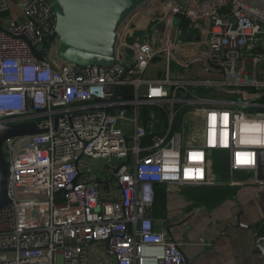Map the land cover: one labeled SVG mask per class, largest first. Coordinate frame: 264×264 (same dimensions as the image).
<instances>
[{"label":"built area","instance_id":"built-area-1","mask_svg":"<svg viewBox=\"0 0 264 264\" xmlns=\"http://www.w3.org/2000/svg\"><path fill=\"white\" fill-rule=\"evenodd\" d=\"M198 2L164 0L160 21L129 39L146 11L134 20L119 61L81 67L60 53L48 0H0V121L46 129L4 143L0 264H186L156 224L155 183L264 186V12ZM175 51L207 74L174 73Z\"/></svg>","mask_w":264,"mask_h":264},{"label":"crops","instance_id":"crops-1","mask_svg":"<svg viewBox=\"0 0 264 264\" xmlns=\"http://www.w3.org/2000/svg\"><path fill=\"white\" fill-rule=\"evenodd\" d=\"M179 62L183 70L189 71L173 70L174 73L207 74L199 59L188 64L183 59ZM153 66L155 71L151 70ZM152 67L150 76L157 77L158 66L154 63ZM221 174L220 177H224L223 170ZM167 192L166 210L161 214L153 213V216L159 228L166 226L169 234L182 243L186 259L193 264H264V256L257 245V238L264 237V186L252 183L235 187L224 183L174 186ZM238 214L243 223L254 224L255 230L239 226ZM101 254L95 256V260Z\"/></svg>","mask_w":264,"mask_h":264},{"label":"water","instance_id":"water-1","mask_svg":"<svg viewBox=\"0 0 264 264\" xmlns=\"http://www.w3.org/2000/svg\"><path fill=\"white\" fill-rule=\"evenodd\" d=\"M58 16L56 34L59 35L61 55L75 64L112 66L119 61L120 48L134 20L161 0H48ZM264 12V0H240ZM212 0H199L202 10L211 7ZM135 63L130 65L122 79H126ZM122 85L116 88L114 99ZM37 122L5 123L0 121V209L10 203L8 196L9 164L4 154V143L12 137L45 132ZM75 182L61 189L59 194L73 190ZM239 226L255 230L237 215ZM171 235V234H170ZM95 243V242H93ZM258 248L264 256V237L257 238ZM186 264H193L185 258Z\"/></svg>","mask_w":264,"mask_h":264},{"label":"rangeland","instance_id":"rangeland-1","mask_svg":"<svg viewBox=\"0 0 264 264\" xmlns=\"http://www.w3.org/2000/svg\"><path fill=\"white\" fill-rule=\"evenodd\" d=\"M231 0H216V5L220 4V3H225V2H229ZM168 9H167V4L164 3V0H162V2H160L159 4L154 5L152 8H150L148 11H146L144 13V16L140 17L135 24L130 28L129 32H128V38L129 39H133L137 34H139L140 32L146 30V29H150L156 22L160 21V18L163 16V12H165V14L167 13ZM14 13H18V10L16 8L13 9ZM164 14V15H165ZM162 15V16H161ZM172 36L173 33L170 30V40H172ZM183 53H186L185 51L179 52V51H175L174 52V58H173V63H172V68L174 71H178V70H182L184 72L189 71V70H183L182 68H184L183 66L179 65L182 59L184 60V62L186 63L187 58L189 57L188 55H183ZM183 55V56H182ZM161 61L159 58H157L155 61ZM156 63V62H155ZM163 63V64H162ZM154 65V64H153ZM157 66H164V61L161 62H157L156 63ZM152 71H155V67L153 66L151 68ZM150 70V71H151ZM192 70H195V64L192 65ZM181 71V72H182ZM192 132L190 130H185L184 134L185 136H187L188 138L190 137V134ZM213 168H215L216 173L221 174L223 167H221L220 163L218 162L217 159L213 160ZM94 247L96 248H101V253L103 254L104 252H106V248L103 245H94Z\"/></svg>","mask_w":264,"mask_h":264},{"label":"trees","instance_id":"trees-1","mask_svg":"<svg viewBox=\"0 0 264 264\" xmlns=\"http://www.w3.org/2000/svg\"><path fill=\"white\" fill-rule=\"evenodd\" d=\"M181 19V25L183 27H188V25L190 24V20L187 19V17L184 16H180ZM222 165V164H220ZM155 203H154V207H153V213L154 214H161L166 210L167 207V195L168 192L166 190V187L163 183H155Z\"/></svg>","mask_w":264,"mask_h":264}]
</instances>
